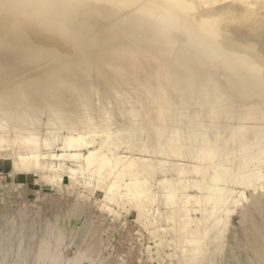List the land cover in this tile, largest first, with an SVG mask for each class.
I'll return each instance as SVG.
<instances>
[{"label":"rangeland","instance_id":"rangeland-1","mask_svg":"<svg viewBox=\"0 0 264 264\" xmlns=\"http://www.w3.org/2000/svg\"><path fill=\"white\" fill-rule=\"evenodd\" d=\"M196 4L204 43L249 51L116 12L0 48V264H264V9Z\"/></svg>","mask_w":264,"mask_h":264},{"label":"bare ground","instance_id":"bare-ground-1","mask_svg":"<svg viewBox=\"0 0 264 264\" xmlns=\"http://www.w3.org/2000/svg\"><path fill=\"white\" fill-rule=\"evenodd\" d=\"M198 1L204 4L221 3L217 11L210 12L208 10L210 13L205 14L206 18L218 21L222 17L226 21L225 15L230 14L229 19L233 22L232 19L248 20L256 25L263 17L258 9L259 11L260 8L264 9V0H230L226 2L227 7L222 6L225 0ZM196 2L197 0H0V4H3L0 7V48H4L5 52L9 53L18 52L24 56L31 55L34 54L32 53L34 51L36 53L44 49L33 44L32 34H36V32L51 34L62 31L66 39L72 40L82 23H101L110 19L116 12L119 19L118 24L133 26L139 30L143 28L148 34H166L170 30L177 29L184 40L198 43V45L213 52L224 50L242 54L249 51V46L244 45H248L250 41L242 44L244 41H239L242 39L237 37H231L223 25L216 27L219 31L225 32L218 44L204 43L202 35L199 34L200 31L196 27V20L178 12L189 9V7H196ZM237 2L242 4V10L238 12L239 14H235L233 9V5ZM147 20L159 21L164 25V29L155 31L148 28L145 22ZM242 23L244 22L242 21ZM201 24H203V29L209 27L204 20ZM82 32L84 36L89 34L88 29H84ZM95 40L90 38L85 45L78 47L77 51L81 52L84 57L91 56L92 52L97 50L94 47ZM262 57L264 59V56ZM256 60L258 59L256 58ZM261 65L264 68L263 63ZM1 68L3 69V67H0V72L3 71ZM255 69L258 67L256 66Z\"/></svg>","mask_w":264,"mask_h":264}]
</instances>
